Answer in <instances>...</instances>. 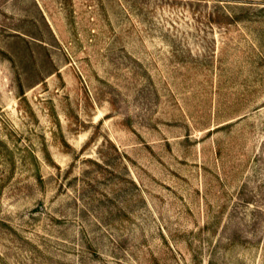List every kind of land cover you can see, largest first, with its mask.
<instances>
[{
  "label": "rangeland",
  "instance_id": "374dc122",
  "mask_svg": "<svg viewBox=\"0 0 264 264\" xmlns=\"http://www.w3.org/2000/svg\"><path fill=\"white\" fill-rule=\"evenodd\" d=\"M0 264H264V0H0Z\"/></svg>",
  "mask_w": 264,
  "mask_h": 264
}]
</instances>
